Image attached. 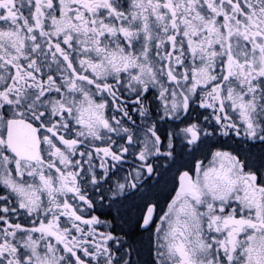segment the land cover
<instances>
[{"label":"snow or ice","instance_id":"6c2138e0","mask_svg":"<svg viewBox=\"0 0 264 264\" xmlns=\"http://www.w3.org/2000/svg\"><path fill=\"white\" fill-rule=\"evenodd\" d=\"M0 264H264V0H0Z\"/></svg>","mask_w":264,"mask_h":264}]
</instances>
